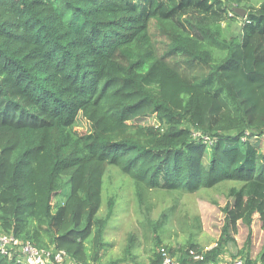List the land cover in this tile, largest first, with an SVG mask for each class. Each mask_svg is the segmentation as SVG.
<instances>
[{"label":"trees","instance_id":"16d2710c","mask_svg":"<svg viewBox=\"0 0 264 264\" xmlns=\"http://www.w3.org/2000/svg\"><path fill=\"white\" fill-rule=\"evenodd\" d=\"M232 5L237 36L222 28ZM253 38L264 0H0L2 230L79 264H264V209L246 192L264 187Z\"/></svg>","mask_w":264,"mask_h":264},{"label":"rangeland","instance_id":"374dc122","mask_svg":"<svg viewBox=\"0 0 264 264\" xmlns=\"http://www.w3.org/2000/svg\"><path fill=\"white\" fill-rule=\"evenodd\" d=\"M232 14H233L234 18H231V20L228 22L224 21L222 23V28L226 29L225 33L227 35L237 36V35H240V33H241V28L243 26L242 23L246 17V11L239 8V7H236L235 5H232ZM232 14L229 13L227 15V17H231ZM260 41L261 40H259V38H253V39H251L250 44H251L255 54L263 56L264 53L262 52V50L264 49V43H261ZM115 172L112 171L113 174L111 176V181H113V187L118 188L117 193L120 194L123 198L121 204L119 205L120 209L118 210V211H120V213H123V212H127V206H126L127 203L126 202L128 200V197L131 194V191L127 186V182L124 181L123 179L121 180L120 179L121 176H119L118 173H115ZM246 192L248 193L249 196L253 197L254 202L261 204L263 206V209H264V187L254 185V186H251L248 189H246ZM152 195L153 194H149V197H151L153 200H155L154 196H152ZM202 196H204V192H200V193L195 194L193 196L184 197L183 199L180 200V204L178 206L179 209L182 208V204H185L184 209H196L198 199ZM62 204H63V199L58 201V207L56 209H54V211H53V214H54V217L56 220L59 219L61 216V210L59 207ZM162 206L170 207L171 201H165V203L163 205H161L158 202L156 210L160 211ZM129 210H130V208H129ZM4 213H8V204L4 205L3 210H2V214H0V233L6 232L5 228L2 230V221H1V216ZM124 217H125V215L120 216L118 218L119 222L117 224L118 227L122 228V231H123L122 233H125L126 231H128V229H130L129 228L130 224L123 223ZM115 233L116 232H114V231L109 232L108 236L106 238L107 241L117 240V237H114ZM208 247H210V246H208Z\"/></svg>","mask_w":264,"mask_h":264},{"label":"built area","instance_id":"2783aa9c","mask_svg":"<svg viewBox=\"0 0 264 264\" xmlns=\"http://www.w3.org/2000/svg\"><path fill=\"white\" fill-rule=\"evenodd\" d=\"M201 138V137H200ZM207 141V138H203ZM0 255L8 259H13L18 264H79L70 260L63 251H49L46 252L37 249L29 244H24L18 241L10 233H0ZM161 264H178L172 257L165 252L162 253ZM186 264H217L214 262L204 261L199 258L193 263ZM227 264H244L241 259H235L227 262Z\"/></svg>","mask_w":264,"mask_h":264},{"label":"clouds","instance_id":"9594fccd","mask_svg":"<svg viewBox=\"0 0 264 264\" xmlns=\"http://www.w3.org/2000/svg\"><path fill=\"white\" fill-rule=\"evenodd\" d=\"M3 233H10V232H3ZM11 234V233H10ZM19 241V240H18ZM22 243V242H21ZM25 244V243H24ZM32 246V245H31ZM34 247V246H33ZM36 248V247H35ZM37 249H39V248H37ZM54 251V250H53ZM61 251V250H60ZM64 252V251H63ZM66 254V253H65ZM67 255V254H66ZM3 257H5V256H3ZM68 257V256H67Z\"/></svg>","mask_w":264,"mask_h":264},{"label":"crops","instance_id":"0c3cea01","mask_svg":"<svg viewBox=\"0 0 264 264\" xmlns=\"http://www.w3.org/2000/svg\"><path fill=\"white\" fill-rule=\"evenodd\" d=\"M229 259H231V258H228L227 262L229 261Z\"/></svg>","mask_w":264,"mask_h":264}]
</instances>
